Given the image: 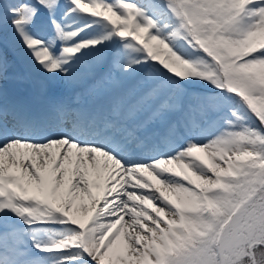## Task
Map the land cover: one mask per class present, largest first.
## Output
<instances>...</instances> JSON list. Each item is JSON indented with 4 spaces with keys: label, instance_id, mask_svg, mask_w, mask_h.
I'll list each match as a JSON object with an SVG mask.
<instances>
[{
    "label": "snow or ice",
    "instance_id": "6c2138e0",
    "mask_svg": "<svg viewBox=\"0 0 264 264\" xmlns=\"http://www.w3.org/2000/svg\"><path fill=\"white\" fill-rule=\"evenodd\" d=\"M0 264H264V0H0Z\"/></svg>",
    "mask_w": 264,
    "mask_h": 264
},
{
    "label": "rangeland",
    "instance_id": "374dc122",
    "mask_svg": "<svg viewBox=\"0 0 264 264\" xmlns=\"http://www.w3.org/2000/svg\"><path fill=\"white\" fill-rule=\"evenodd\" d=\"M21 60V59H20ZM21 66V65H20Z\"/></svg>",
    "mask_w": 264,
    "mask_h": 264
}]
</instances>
